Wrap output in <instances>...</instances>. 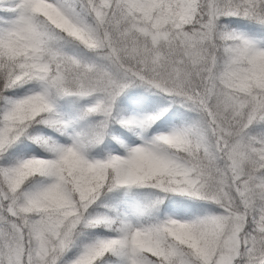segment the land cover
<instances>
[{
  "label": "snow or ice",
  "instance_id": "snow-or-ice-1",
  "mask_svg": "<svg viewBox=\"0 0 264 264\" xmlns=\"http://www.w3.org/2000/svg\"><path fill=\"white\" fill-rule=\"evenodd\" d=\"M0 264H264V0H0Z\"/></svg>",
  "mask_w": 264,
  "mask_h": 264
}]
</instances>
